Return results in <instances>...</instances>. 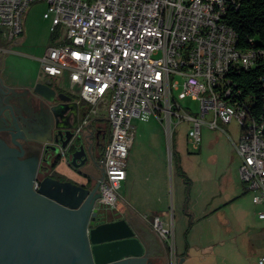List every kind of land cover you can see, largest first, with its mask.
Masks as SVG:
<instances>
[{"label":"built area","instance_id":"built-area-1","mask_svg":"<svg viewBox=\"0 0 264 264\" xmlns=\"http://www.w3.org/2000/svg\"><path fill=\"white\" fill-rule=\"evenodd\" d=\"M37 2L46 5L43 17L57 41L40 58L45 78H57L64 89L76 91L95 118L99 105L104 106L110 136L102 156L101 206L117 207L116 191L126 179L134 140L133 119L145 121L152 114H163L170 123L174 116L177 122L189 120L192 128L187 143L197 148L200 123L211 114L210 128L221 129L218 120L239 124L238 141H232L240 158L239 175L253 203L261 207L257 216L264 221L261 128L253 119L244 118L248 99L228 100L229 72L250 68L247 58L264 56L261 49L237 52L228 41L224 23L214 19V11L224 13L227 5L237 8L239 0H0L2 40L10 42L24 33L26 13ZM203 81H210L212 90L203 89ZM180 84L184 94L199 101L200 117L181 112L172 96ZM171 135L172 128L169 139ZM152 227L168 244L169 264H177L173 224L154 216ZM259 264H264V256Z\"/></svg>","mask_w":264,"mask_h":264},{"label":"rangeland","instance_id":"rangeland-1","mask_svg":"<svg viewBox=\"0 0 264 264\" xmlns=\"http://www.w3.org/2000/svg\"><path fill=\"white\" fill-rule=\"evenodd\" d=\"M44 9V3L29 8L26 37L22 43L0 38V49L9 48L2 56V72L14 87L33 89L36 82L45 79L40 58L47 47L57 41L49 20L42 16ZM53 80L54 86L63 88L64 83L57 78ZM68 92L76 94V91ZM172 96L181 112L200 117L199 101L184 94L181 84L172 90ZM99 110L96 117L104 120V106L99 105ZM103 120L96 121L95 125L103 128ZM210 120L211 114L202 119L200 143L193 148L187 143L192 128L189 120L177 122L174 116L170 123L163 114L160 117L152 114L145 121L133 119L134 140L126 162L128 178L122 181L116 194L128 197L145 188L147 173L142 159L147 156L162 158L167 169L166 219L170 221L175 216L172 241L178 250L189 240L190 264H259V259L264 256V221L257 216L261 207L253 203L252 194L239 175L240 158L232 143L238 141L239 124L235 120L229 123L218 120L221 130L210 128L207 124ZM108 131L110 133L109 127ZM172 150L176 162L169 157ZM177 164L181 174L176 170ZM65 173L55 172V175L70 180ZM101 210L102 222L119 218L115 209L101 206ZM188 221H193L194 226L186 231Z\"/></svg>","mask_w":264,"mask_h":264},{"label":"water","instance_id":"water-1","mask_svg":"<svg viewBox=\"0 0 264 264\" xmlns=\"http://www.w3.org/2000/svg\"><path fill=\"white\" fill-rule=\"evenodd\" d=\"M50 84L36 82L33 91L52 101ZM18 89L25 91L21 100H30L27 88ZM70 140L65 134L47 147L64 155ZM14 143L21 150L0 140V264H152L165 257L154 231L128 206L125 216L145 247L126 220L100 221L99 183L91 189L47 176L34 189L36 166ZM71 156L77 167L81 154Z\"/></svg>","mask_w":264,"mask_h":264},{"label":"flooded vegetation","instance_id":"flooded-vegetation-1","mask_svg":"<svg viewBox=\"0 0 264 264\" xmlns=\"http://www.w3.org/2000/svg\"><path fill=\"white\" fill-rule=\"evenodd\" d=\"M1 71L0 140L21 150L14 143L19 142L24 149L21 159H30L32 166H36L33 188L37 189L39 182L47 176L64 181L55 172H66L69 181L91 189L95 187L104 174L102 148L110 136L107 124L103 128L95 125V117L91 116L90 108L87 111L88 105L80 101L76 94L54 86L52 79L42 80L51 81L50 86L55 91L52 101L35 95L31 89L30 100H21L20 94L25 91L5 86ZM52 107L55 109L52 110ZM65 134L71 138L68 149L64 155H60V151L55 154L47 147V143L54 145V140H64ZM75 151L81 154V158L76 161L79 164L77 167L70 163L71 154ZM35 182L38 183L37 187ZM96 192H99V187Z\"/></svg>","mask_w":264,"mask_h":264},{"label":"trees","instance_id":"trees-1","mask_svg":"<svg viewBox=\"0 0 264 264\" xmlns=\"http://www.w3.org/2000/svg\"><path fill=\"white\" fill-rule=\"evenodd\" d=\"M223 16L224 22L236 35L238 48L261 49V56H264V0H239L237 8L235 5H227ZM229 75L231 94L228 100L233 102L248 99L247 109H244L245 117L263 124L260 133L264 134V58L254 59V64L248 69L231 70ZM89 108L87 106V111ZM103 121L107 124L105 119ZM175 159L172 150V160L176 162ZM176 170L179 174L182 173L179 164L176 165Z\"/></svg>","mask_w":264,"mask_h":264},{"label":"crops","instance_id":"crops-1","mask_svg":"<svg viewBox=\"0 0 264 264\" xmlns=\"http://www.w3.org/2000/svg\"><path fill=\"white\" fill-rule=\"evenodd\" d=\"M37 3H42V2H37ZM34 3L31 6L37 4ZM45 5V4H44ZM30 6V7H31ZM29 7V8H30ZM46 8V5H45ZM29 10V9H28ZM45 10V9H44ZM44 12V11H43ZM29 12L27 11L26 16H25V22H24V33L15 38L16 44H20L23 42V40L26 37V24H27V18H28ZM43 16V13H42ZM44 18V17H43ZM4 49V48H3ZM3 53H6L0 49V69L2 70L3 66V61H2V56ZM2 72V71H1ZM2 77H4V83L7 84L10 87L15 88L13 85H11L8 82V76L4 75L2 72ZM41 81V80H40ZM39 82V81H38ZM18 88H27L29 91H33V89L30 90L29 87L26 86H21ZM31 93V92H30ZM34 93V91H33ZM36 95V93H34ZM79 99V98H78ZM101 121L97 117L95 118V122ZM106 121V120H105ZM100 124V123H99ZM145 162V181L146 187L142 188L136 195H131L129 194L128 197L118 195V203L115 211L119 214L118 219H113L109 218L105 220V222H112V221H117V220H126L128 224L131 226L129 221L127 220L125 216V212L127 209V206L138 216L140 217L155 233L157 238L160 240L164 252H165V257L159 259L158 261L152 263V264H168L170 261V252L168 249V244L166 240H164L162 237L159 236V234L156 232V230L152 227V219L154 216H160L166 224L172 223L174 225V220L175 216L172 217V220L166 219L167 212L165 211L166 203H167V169H166V164L164 162V159L156 157V158H151L147 156L145 159H142L141 163ZM128 178V172L126 171V181ZM133 182V181H132ZM135 182V181H134ZM134 186L135 183H132ZM134 188V187H133ZM97 206L100 208L99 212H101V204L98 202ZM174 218V219H173ZM187 227L186 231L190 230L194 226L193 221H188L185 224ZM132 230L134 231V236L137 237L141 242L142 240L139 238L133 227L131 226ZM144 245V243L142 242ZM201 249L205 250L203 245H201ZM145 247V245H144ZM173 248H174V254L175 257L177 258V264L180 262L181 264H190V259L191 254H189L191 250V244L189 243V240H187L184 245L183 249L178 250L177 247L173 243ZM146 252V248H145ZM169 256V258H168ZM145 257V255H144Z\"/></svg>","mask_w":264,"mask_h":264},{"label":"bare ground","instance_id":"bare-ground-1","mask_svg":"<svg viewBox=\"0 0 264 264\" xmlns=\"http://www.w3.org/2000/svg\"><path fill=\"white\" fill-rule=\"evenodd\" d=\"M225 8L224 7V12H225ZM224 13L223 11H214V19H216V21H222V23H224V32L227 33L228 35V41H230L232 43V48L235 49L237 52H246V50H242L240 48L237 47V39H236V35L234 33V31L232 30L231 27H229L225 22H224ZM254 64V58H247V67H250ZM203 89L205 90H212V83L210 81H203ZM244 118L245 117V113H244ZM253 123H256L253 121ZM258 124V123H256ZM263 124H258V127H262ZM260 139L264 140V134L260 133Z\"/></svg>","mask_w":264,"mask_h":264}]
</instances>
